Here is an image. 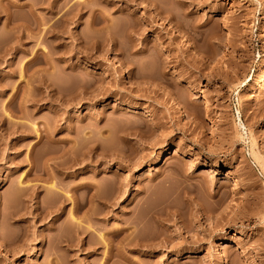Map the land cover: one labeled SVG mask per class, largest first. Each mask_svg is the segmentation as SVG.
I'll return each mask as SVG.
<instances>
[{"label":"rangeland","instance_id":"rangeland-1","mask_svg":"<svg viewBox=\"0 0 264 264\" xmlns=\"http://www.w3.org/2000/svg\"><path fill=\"white\" fill-rule=\"evenodd\" d=\"M53 1L0 0V264H264V0Z\"/></svg>","mask_w":264,"mask_h":264},{"label":"bare ground","instance_id":"bare-ground-1","mask_svg":"<svg viewBox=\"0 0 264 264\" xmlns=\"http://www.w3.org/2000/svg\"><path fill=\"white\" fill-rule=\"evenodd\" d=\"M29 1V0H28ZM53 1V0H52ZM55 1V0H54ZM53 1V2H54ZM79 1H81V0H79ZM106 2H110V0H105ZM49 2V1H48ZM184 2H186L185 0L183 1V3ZM193 1H191L190 3H192ZM37 4V3H39V2H25L24 4H20V7L22 8V7H27L30 11H31V13L30 14H32V18L31 17H29V18H31V19H29L27 22L25 21V22H20V23H16V22H13L11 19H9V18H7L8 20L5 22L6 24H7V26L9 27V30L10 31H13V35H15L16 34V36L18 35V36H21V39H20V42L23 40L22 38L24 37V34L27 32H31L32 33V31L34 32V30L36 29V32H37V28H38V32L37 33H39L40 34V36L42 35V39L40 40L41 42H42V40L44 41V40H46L47 38V34H51L52 32L54 33V35L56 36L57 34H55L56 33V29H58L59 28V23L63 20V19H65V20H67L68 19V17L70 18L69 20L70 21H72L74 18H76V16L77 17H81L82 16V14H83V10L85 9V7H88V5L87 6H84V3H83V1L82 2H78L77 1V3H73V6H75V10H72V11H76L75 13H74V15H76L75 17H74V15H73V17L72 16H70L71 14H70V12L71 11H69V13H68V10H67V12H66V14L68 15V14H70V15H64V16H62V15H60L59 17H60V19L59 18H57L56 20H54V22H52V23H50V25L48 24L49 22H48V18L46 17V16H43L42 14L40 15V14H38L35 10L37 9V8H35V7H37V5H35V4ZM51 3V2H50ZM49 3V4H50ZM86 4V3H85ZM47 5V4H46ZM40 6V5H39ZM51 7H53L52 5H51ZM50 8V7H49ZM70 9H72L71 7H70ZM73 9H74V7H73ZM92 11L94 10V9H91ZM109 11V10H108ZM72 13V12H71ZM102 13V20H103V22H104V25H102V26H106V24L108 23V21L110 20L109 19V14H107L106 13V10L104 11L103 10V12H101ZM58 14V13H57ZM84 15V14H83ZM71 18H72V20H71ZM51 19V18H50ZM97 19V18H96ZM65 20H63L64 22H65ZM50 21V20H49ZM58 21H59V23H58ZM70 21H67V22H70ZM74 21V23H75V20H73ZM72 21V22H73ZM92 22H93V20H92ZM73 23V24H74ZM94 23L95 22H93V23H91V27L92 26H94ZM65 24V23H64ZM64 26V25H63ZM62 26V27H63ZM66 26H67V23H66ZM109 25L107 24V27H108ZM94 28V27H93ZM96 28V27H95ZM94 28V29H95ZM109 28V27H108ZM63 29V28H62ZM62 29H60L59 28V31H62ZM65 29V28H64ZM98 29V28H97ZM100 29H101V26H100ZM104 30L106 29V28H103ZM107 30V29H106ZM59 31H58V33H59ZM65 31V30H64ZM26 33V34H27ZM30 33V34H31ZM29 34V33H28ZM27 34V35H28ZM23 36V37H22ZM51 36H53L52 34H51ZM54 36V37H55ZM17 39V41H16V43L18 42V37L16 38ZM12 41V40H11ZM14 41V40H13ZM15 42V41H14ZM14 42L12 43V44H14ZM20 42H18V43H20ZM17 43V44H18ZM43 43V42H42ZM21 44H22V42H21ZM39 44V43H38ZM45 47V46H44ZM43 55H46V53H44V51H43ZM129 77H133V73L130 75V73H129V75H128ZM258 84H260V86L261 87H263L264 88V77L262 78V80H261V82H259ZM14 99V98H13ZM12 101H10V103H11ZM10 106H13L12 104L10 105ZM22 106V105H21ZM21 108V107H20ZM24 111V110H23ZM25 113H26V111H25ZM23 127V126H22ZM20 128V127H19ZM48 128V127H47ZM47 128H45L46 130H47ZM23 129H24V127H23ZM22 129V130H23ZM35 129H37V128H35ZM18 130V129H17ZM21 130V131H22ZM27 130V129H26ZM39 130V129H38ZM36 131V133H37V141H36V144L37 143H39V142H41L42 141V139H44L45 137L46 138H49V133L46 131V130H44L43 129V131H45V132H47L48 134V137H47V135L46 134H44V133H42V132H39V131ZM41 130V129H40ZM20 131V132H21ZM22 133H23V131H22ZM25 133V132H24ZM22 136V135H21ZM52 137V136H51ZM15 144V143H14ZM16 146L18 145V144H15ZM15 146V147H16ZM36 146V145H35ZM34 147V146H33ZM32 147V148H33ZM253 152H255V151H253ZM257 153H254L253 155H254V158H258L257 157V155H256ZM30 157V156H29ZM31 158H29L28 160H30ZM30 163V162H29ZM213 163V165H216L217 163L216 162H212ZM31 164V163H30ZM29 171V174H30V172L33 170V172L35 171V167H34V169H33V166H32V170H31V167H30V169H28ZM226 171H227V174L226 175H228V176H230V175H236L237 174V170L235 169V168H227L226 169ZM27 172V173H28ZM32 174V173H31ZM30 174V175H31ZM35 174V173H34ZM26 176H27V174H26ZM38 176H39V174H38ZM52 176V175H51ZM51 178V177H50ZM24 182V181H23ZM23 182H21V180L19 181V184L21 183V185H20V187H18V188H20V190H21V188H22V190L23 189H27V190H33L32 192L34 193V191L35 190H37L38 191V188L40 187H36V188H32L31 189V185L29 186V185H27L25 182L23 183ZM236 184H239L240 183V181H239V179H236ZM22 184H26V185H22ZM29 184V183H28ZM55 184V183H54ZM54 184H52V185H50L49 187H51V189H53V188H55V186H54ZM33 185V184H32ZM87 185V184H86ZM34 187L36 186V185H33ZM54 186V187H53ZM53 187V188H52ZM21 190V191H22ZM29 190V191H30ZM54 190V189H53ZM36 192V191H35ZM32 196H33V194H32ZM73 220V219H72ZM78 224V223H77ZM75 226V225H74ZM78 228V227H77ZM76 228V229H77ZM78 230V229H77Z\"/></svg>","mask_w":264,"mask_h":264}]
</instances>
